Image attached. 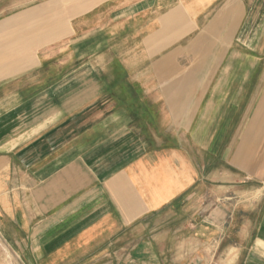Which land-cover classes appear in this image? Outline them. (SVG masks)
<instances>
[{
	"label": "crops",
	"instance_id": "0c3cea01",
	"mask_svg": "<svg viewBox=\"0 0 264 264\" xmlns=\"http://www.w3.org/2000/svg\"><path fill=\"white\" fill-rule=\"evenodd\" d=\"M0 236L23 264H264V0L1 25Z\"/></svg>",
	"mask_w": 264,
	"mask_h": 264
},
{
	"label": "rangeland",
	"instance_id": "374dc122",
	"mask_svg": "<svg viewBox=\"0 0 264 264\" xmlns=\"http://www.w3.org/2000/svg\"><path fill=\"white\" fill-rule=\"evenodd\" d=\"M68 0H0V23L5 22L12 26L17 22H24L27 20H32L33 16L36 17L38 12L41 13L42 18L47 16V14L55 8V5L61 6ZM38 11L37 13H35ZM60 22V20H58ZM31 22V21H29ZM0 24L1 25H4ZM12 24V25H11ZM28 23L27 25L32 27ZM48 26L49 24L42 23L41 31L42 38L48 37ZM63 27V25H58V28ZM59 30V29H58ZM63 30L64 28L60 29ZM44 36V37H43ZM45 37V38H46ZM44 38V39H45ZM187 47V46H186ZM0 264H23L22 260L16 252H14L10 246L1 238L0 236Z\"/></svg>",
	"mask_w": 264,
	"mask_h": 264
}]
</instances>
